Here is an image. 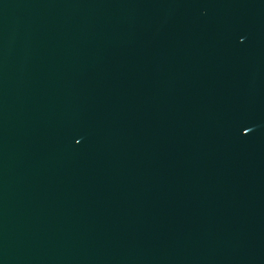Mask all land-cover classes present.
Instances as JSON below:
<instances>
[{"label":"water","instance_id":"1","mask_svg":"<svg viewBox=\"0 0 264 264\" xmlns=\"http://www.w3.org/2000/svg\"><path fill=\"white\" fill-rule=\"evenodd\" d=\"M0 264H264V0H0Z\"/></svg>","mask_w":264,"mask_h":264}]
</instances>
